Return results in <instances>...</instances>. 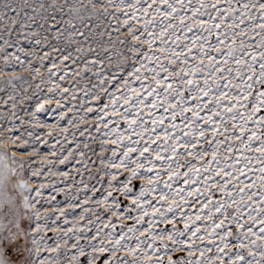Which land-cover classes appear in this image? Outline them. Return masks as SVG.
Wrapping results in <instances>:
<instances>
[{"label": "snow or ice", "instance_id": "snow-or-ice-1", "mask_svg": "<svg viewBox=\"0 0 264 264\" xmlns=\"http://www.w3.org/2000/svg\"><path fill=\"white\" fill-rule=\"evenodd\" d=\"M57 55L59 79L76 85L54 84L26 115L39 123L54 96L83 90L89 137L59 158L83 171L58 188L44 165L25 168L38 149L28 160L0 150V264H264V0H0V61L12 69H0V92L11 88L0 120L32 122L18 116L31 97L16 66L43 83L31 58L48 59L52 83Z\"/></svg>", "mask_w": 264, "mask_h": 264}, {"label": "rangeland", "instance_id": "rangeland-1", "mask_svg": "<svg viewBox=\"0 0 264 264\" xmlns=\"http://www.w3.org/2000/svg\"><path fill=\"white\" fill-rule=\"evenodd\" d=\"M13 38H15V33H13ZM52 43H55V41H53ZM20 46L28 50H31L33 47H35L36 51L39 52L40 55H43V52L45 51H49V48H42V46H35L34 42L33 44H29L27 41H21ZM8 51L14 52L15 48H10L8 49ZM22 59H28V58L22 57ZM31 59H32L33 67L40 68V73L44 77V82L43 83L41 82V76H36L35 79H33L28 71L20 68L19 66H16V74L19 76L27 77L28 80L27 83H22L20 81H17L16 84H17L18 92L20 91L21 87L27 88L28 89L27 94L28 96L31 97V99L27 100L24 104L18 105V116L22 117L25 121H32V122L26 123L21 126L20 119H16L15 121L0 120V133L3 134V138L5 140V143L3 145H0V150H7L9 155L15 153L17 159L28 160L29 159L28 152L31 151L32 148L38 149L39 154L33 155L32 157V160L34 162L31 163L30 165L26 164L25 168L28 169L29 167H31L32 169H35V168H39L41 165H44L45 174L49 176V180L56 182L58 188H65L66 184L70 185L73 179L77 181L80 179V176L77 175L76 169H80L81 171H83V167L81 164L76 163L75 160H71V158H70L71 160L70 163L63 165L60 164L59 158H61L60 157L61 147L63 146L64 148L63 155L66 156L67 149L69 148L75 149L77 143H81V146H83L82 142L89 137V133H85L84 136H81L79 130H83L85 127L91 125L93 123V120L91 117H86L88 121L87 124L79 122V118L84 115V110L80 107V103L83 99H87L86 97H84L83 90H80L76 93L77 98L75 100L72 99L70 93H65L63 99L59 96H54V98L50 101V103L45 105L48 111L37 114V119L39 120V123H36L35 120H33V118L30 115H26V113H30L35 108L36 102L40 97L54 95L53 93H50L48 91L49 88L54 87V84H60L61 88L59 89V91H62L63 88L74 87L76 85V79H77L76 77H72L71 79L66 78L63 81L59 79V76L64 74V66L59 65V58L57 55V64L58 67L61 68V71L56 76H53L51 78L52 83H49L48 69L51 68L50 60L46 59L44 61V66L41 67L40 62L38 60H36L35 58H31ZM67 63L69 64V68L72 71L76 69L77 67L76 65L71 64L70 61ZM0 69H3L8 73H11L12 71L11 68L4 69L2 61H0ZM70 76H71V72H70ZM87 82L88 81L86 79L81 80L80 84L83 85L84 83ZM93 82H95L94 79ZM37 85H39V88L36 87ZM7 92H11V88L5 87V91L0 92V97L6 98ZM58 101L60 102V104L63 105V107H59V108L57 107ZM73 105H75V107H73ZM53 109L55 110L53 111ZM69 109H71V111H69ZM7 110H8L7 106L2 109V111L5 112ZM61 114H64L63 119H60ZM73 117H75L76 119L72 124H70L69 120H72ZM13 124L17 126V129L11 132L7 131V129L13 127ZM26 129L31 130L33 132V138H29L27 136L25 131ZM89 131L92 136L99 135L98 133L95 132V128L90 127ZM73 133H75V136H73ZM9 136L20 137V140L17 141L16 145H12L11 141L8 140ZM24 140L29 141V144L27 146H21ZM89 143H90V147L97 148L98 150L97 142H92L89 140ZM53 151H55L57 155L55 156L52 155ZM88 156L91 158V160H95V156L91 152H88ZM49 161H53L55 163V167L52 168V171L58 170L61 172H68L69 178H67L66 180V178L63 176H50L48 173V169L52 167V165L48 163ZM8 163L10 164L11 162L8 161ZM89 167H91V165H89ZM27 174L28 173L26 172V175ZM34 179H39L41 180V182L45 183L46 185L49 183V180L44 179V177H39ZM85 179H86V174H85ZM61 180H65V183H60ZM92 183H95V181H93ZM29 186L36 187V185L33 184L31 181L29 183ZM97 187H99V185H97ZM48 191H50V189H48L45 192L46 196L48 194ZM54 194L55 193H53V195ZM56 199L61 202V206H64L65 197L63 196V194L58 195ZM79 212L80 209H76L77 215L79 214ZM132 215H135V213H132ZM69 220L70 221L73 220V217L70 216ZM114 222L117 224L116 233L119 234L121 231V228L119 226L120 222L116 221L115 218H114ZM123 223L127 225H131L132 223H134V221L125 219L123 220ZM70 226L71 225H65V227H70ZM96 226L102 227V225L97 224L93 226V230H95ZM162 227H164V225H158L157 230ZM168 227L171 228V225H168ZM177 227L180 228L183 227L182 223H180L179 220L177 221ZM105 231H107V229H105ZM49 235H51V233H49ZM123 254L124 253H118V255H123ZM158 255H162V252L158 253Z\"/></svg>", "mask_w": 264, "mask_h": 264}]
</instances>
